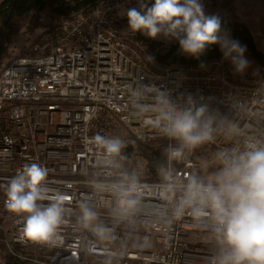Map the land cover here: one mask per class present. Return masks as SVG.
<instances>
[{
	"label": "built area",
	"instance_id": "2783aa9c",
	"mask_svg": "<svg viewBox=\"0 0 264 264\" xmlns=\"http://www.w3.org/2000/svg\"><path fill=\"white\" fill-rule=\"evenodd\" d=\"M151 6L153 0H146ZM138 0H106L32 44L0 71V246L28 264H210L211 225L190 209L177 216L190 176L207 177V152L217 157L264 145V79L238 74L223 59L199 65L159 62L131 32L126 10ZM151 57V60L149 59ZM192 96L207 106L213 138L180 160L168 161L158 181L138 180L133 211L120 208L126 184L124 148L109 155L91 138L127 133L139 142L163 139L161 98L178 108ZM48 169L46 185L69 197L68 217L53 244L21 240L23 217L6 208V185L25 164ZM171 173V184L165 180ZM81 201L97 213L111 239L98 241L76 222ZM47 203V201H45Z\"/></svg>",
	"mask_w": 264,
	"mask_h": 264
},
{
	"label": "clouds",
	"instance_id": "9594fccd",
	"mask_svg": "<svg viewBox=\"0 0 264 264\" xmlns=\"http://www.w3.org/2000/svg\"><path fill=\"white\" fill-rule=\"evenodd\" d=\"M139 7L126 10L128 28L156 39H174L180 51L199 58L211 45L218 44L225 60L236 73L250 66L247 46L221 34V19L206 15L200 0H138ZM151 60V57L149 58ZM162 132L177 142L165 149L168 161L180 160L185 150H192L213 138L212 119L207 106H197L192 96L187 106L178 108L162 97ZM91 141L109 155H119L124 142L119 137L96 134ZM220 167L207 177L190 176L184 185L183 201L176 214L191 210L198 221L206 218L211 225L215 252L210 264H264V145L248 143L243 150L234 149L216 157ZM48 169L37 163L25 164L6 185V208L23 217L21 240L35 244H53L66 224L69 197L52 193L47 185ZM165 180L171 184V173ZM139 181L129 177L116 190L120 208L133 211L138 204ZM47 201V203H45ZM77 225L90 231L98 241L111 239V230L98 223L97 213L81 201Z\"/></svg>",
	"mask_w": 264,
	"mask_h": 264
},
{
	"label": "trees",
	"instance_id": "16d2710c",
	"mask_svg": "<svg viewBox=\"0 0 264 264\" xmlns=\"http://www.w3.org/2000/svg\"><path fill=\"white\" fill-rule=\"evenodd\" d=\"M101 1L106 0H2L0 2V67L9 57L10 51L7 43L11 35L17 31L22 21H26V18H28L26 30L32 33L40 25L39 13L67 21L74 18L84 8ZM216 16L221 19L222 35L228 32L230 38L247 46L245 55L250 61V66L242 74L255 75L264 79V53L257 48L248 28L225 13H219ZM135 35L142 39L155 58L164 64L199 65L211 59H223L231 64L229 60L223 58L218 44L209 46L199 58H194L180 51L178 41L169 46H163L159 41L147 36L139 33ZM122 141L125 144L123 151L126 177H135L143 181L160 180L167 159L165 140L139 142L131 135L123 133ZM209 169L213 171L211 166ZM1 257L2 264H28L7 252H2Z\"/></svg>",
	"mask_w": 264,
	"mask_h": 264
},
{
	"label": "rangeland",
	"instance_id": "374dc122",
	"mask_svg": "<svg viewBox=\"0 0 264 264\" xmlns=\"http://www.w3.org/2000/svg\"><path fill=\"white\" fill-rule=\"evenodd\" d=\"M200 2L204 5L206 15L225 13L231 19L238 20L244 24L252 34L257 48L264 53V0H200ZM38 17L40 25L32 33L26 30V24L28 23V18H26V21H22L17 31L11 35L7 43L8 50L10 51L9 57L4 61L0 70L16 58L24 55L32 44L52 32L64 21L43 13H39ZM124 22L128 27V21ZM137 33L143 35L140 32ZM153 40L159 41L163 46H169L177 41L165 39L163 36H158ZM202 165L204 166L203 170L209 173V167H217L218 162L213 154L207 152L203 157ZM0 249V264H2L1 253L5 251L2 246H0Z\"/></svg>",
	"mask_w": 264,
	"mask_h": 264
}]
</instances>
